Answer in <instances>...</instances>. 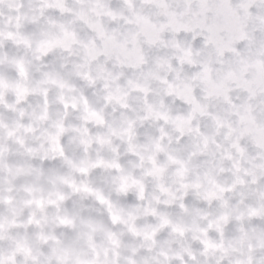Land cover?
Returning <instances> with one entry per match:
<instances>
[{
  "label": "clouds",
  "instance_id": "9594fccd",
  "mask_svg": "<svg viewBox=\"0 0 264 264\" xmlns=\"http://www.w3.org/2000/svg\"><path fill=\"white\" fill-rule=\"evenodd\" d=\"M0 264H264V0H0Z\"/></svg>",
  "mask_w": 264,
  "mask_h": 264
}]
</instances>
